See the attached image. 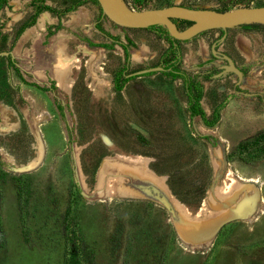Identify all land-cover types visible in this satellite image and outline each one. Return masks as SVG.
<instances>
[{
  "label": "rangeland",
  "instance_id": "1",
  "mask_svg": "<svg viewBox=\"0 0 264 264\" xmlns=\"http://www.w3.org/2000/svg\"><path fill=\"white\" fill-rule=\"evenodd\" d=\"M80 1L6 0L0 9V52L11 51L17 68L0 56V264H64L72 237L92 251L93 264H264V146L235 150L264 131V21L228 28L221 42L211 30L180 46L184 70L208 76L200 101L208 119L225 103L212 129L194 118V132L179 81L156 73L112 89L123 67V75L160 67L168 45L154 31L119 27L85 0L60 17L41 14L21 32L35 8L62 12ZM119 3L133 11L264 7V0ZM173 22L178 31L193 24ZM248 23L259 25L239 27ZM95 26L131 39L127 64L117 45L87 46L112 44ZM215 41L243 73L239 83L210 57ZM52 86L63 121L46 91ZM136 185L160 190L176 212Z\"/></svg>",
  "mask_w": 264,
  "mask_h": 264
},
{
  "label": "water",
  "instance_id": "2",
  "mask_svg": "<svg viewBox=\"0 0 264 264\" xmlns=\"http://www.w3.org/2000/svg\"><path fill=\"white\" fill-rule=\"evenodd\" d=\"M27 1H52V0H27ZM100 10L102 16L107 18L113 24L122 28H143L153 25L161 26L165 29L170 38L185 42L189 41L197 35L211 30H220L223 32L222 37L219 39L221 42L226 33V29L231 28L235 25L249 22L251 20H261L264 21V7L255 8H237L226 12H212V11H199L195 9H185L175 6L160 8V9H146L141 11H133L123 8L121 5L110 2L109 0H94ZM175 19H186L192 20L193 24L186 27L183 30H176L173 20ZM214 44L210 46V52L212 56L218 57L220 60L225 62V65L219 66L221 71L225 73H232L236 76L237 82L242 78L241 72L233 64L232 60L219 52L214 50ZM0 56L9 57L13 59L11 51L0 52ZM163 69L161 67H151L142 70H138L126 75L127 78L139 77L145 74L161 73ZM193 131H196L193 123L191 124ZM28 166H23L14 169L15 171L22 172L28 170ZM216 179L214 180V184ZM136 189H139L147 197L154 194L152 197L160 203L167 211L170 213L176 212V209L172 203L168 200V197L164 195L160 190L151 186L148 190L146 187L141 185H136ZM195 238H199L196 236Z\"/></svg>",
  "mask_w": 264,
  "mask_h": 264
},
{
  "label": "trees",
  "instance_id": "3",
  "mask_svg": "<svg viewBox=\"0 0 264 264\" xmlns=\"http://www.w3.org/2000/svg\"><path fill=\"white\" fill-rule=\"evenodd\" d=\"M90 1L92 4L97 5V3L94 0H87ZM85 0H82L75 4L74 6L70 7L69 9L62 11V12H56L52 10L50 7L47 6H40L33 10V15L31 20L23 25L21 32L25 30L26 28L33 26L35 18L41 13V12H49L51 14H54L56 16H62L65 15L71 11H73L76 7L80 6L84 2H87ZM6 0H0V9L5 4ZM37 3H41L40 1H33ZM132 4L139 8L144 3L148 2V0H131ZM258 23H248L240 25L239 27L244 30H251L254 29L256 26H258ZM98 32L105 35L106 38L110 39L112 41L111 45L107 44H93L89 41H86L87 46L90 48H110L112 45H117L123 53V59L126 63L129 57L128 53V45L131 47H134L133 43L125 36L126 43L120 42L116 37H111L110 35L106 34L103 29L100 26L94 27ZM148 30L154 31L157 33L160 39L164 40L168 47L164 50V52L160 56V67H162L163 71L161 73L162 76L171 79V80H180L182 84V89L184 96L186 98V111L188 113V119L191 123L192 119L195 117H198L200 119L201 124L206 128H213L218 119H219V111L224 107L225 103H220L214 110L212 111L210 115V119L205 117V114L203 110L201 109L199 105V101L202 97V85L199 83L198 80H196V76H189L187 73H185L183 70L180 69V50L178 46V41L172 39L169 37L165 29L161 26L153 25L147 27ZM20 32V33H21ZM201 66V65H200ZM8 67L14 69L17 71V68L15 66V62L13 60L8 59ZM124 68L121 70H118L112 80V89L114 92L121 91L123 85L129 81L132 78H125L123 77ZM204 79L208 78V76L203 77ZM53 88V87H51ZM47 91V89H46ZM205 111V110H204ZM201 138L206 139L208 136L204 135ZM261 146H264V131L258 133L257 135L246 139L244 141L239 142L235 146V150L238 153L244 152L249 146L260 144ZM261 153L260 155H262ZM68 245H70V253L67 256L64 264H93V257H92V251L88 249L86 244L76 238H70L66 241Z\"/></svg>",
  "mask_w": 264,
  "mask_h": 264
},
{
  "label": "flooded vegetation",
  "instance_id": "4",
  "mask_svg": "<svg viewBox=\"0 0 264 264\" xmlns=\"http://www.w3.org/2000/svg\"><path fill=\"white\" fill-rule=\"evenodd\" d=\"M40 2H42V1H40ZM82 5V4H81ZM80 5V6H81ZM79 7V6H78ZM77 8V7H76ZM72 12V11H71ZM43 12H41L40 14H42ZM49 13V12H48ZM70 13V12H69ZM39 14V15H40ZM51 14V13H50ZM38 15V16H39ZM52 15H54V14H52ZM66 15V14H65ZM37 16V17H38ZM43 16H45V14L43 15ZM54 16H56V15H54ZM37 17L35 18V20L37 19ZM56 17H60V16H56ZM34 23H35V21H34ZM174 23V22H173ZM34 25V24H33ZM31 27V26H30ZM29 28V27H28ZM27 29V28H26ZM95 29V28H94ZM96 30V29H95ZM24 31V30H23ZM22 31V32H23ZM97 31V30H96ZM219 31V33L221 34V37H222V35H223V32L222 31H220V30H218ZM98 32V31H97ZM207 32V31H206ZM100 33V32H99ZM100 34H102V33H100ZM201 34H203V33H201ZM201 34H199V35H197L196 37H194V38H192L191 40H189V41H185V42H179L178 41V46H179V50H180V46L182 45V44H186V43H189V42H191V41H193V40H195V39H197V37H199ZM104 35V34H103ZM105 36V35H104ZM225 36H226V33H225ZM220 37V38H221ZM219 38V39H220ZM225 38V37H224ZM108 39V38H107ZM129 39V38H128ZM218 39V40H219ZM108 40H110V39H108ZM124 40H125V38H124ZM130 40V39H129ZM131 41V40H130ZM164 41V40H163ZM132 42V41H131ZM165 42V41H164ZM124 43H126V41H124ZM133 43V42H132ZM212 44H214V50L215 51H217V52H219L220 54H224V53H222V52H220V51H218V45H220V44H218V42L217 41H215V42H212L211 44H210V46L212 45ZM133 45H134V43H133ZM168 45V44H167ZM210 46H209V54H210V57L212 58V59H214V60H219V61H221V62H224V61H222V60H220L218 57H214V56H212V54H211V52H210ZM164 52V51H163ZM224 55H226V54H224ZM226 56H228V55H226ZM180 57H181V50H180ZM229 57V56H228ZM5 58H8V59H10L9 57H5ZM230 58V57H229ZM231 59V58H230ZM10 60H12V59H10ZM129 60H130V57H128V60H127V62L125 63V64H127L128 62H129ZM232 60V59H231ZM205 62H208L209 61V59H205L204 60ZM204 62V63H205ZM233 62V61H232ZM203 63V64H204ZM234 64V63H233ZM222 65H225V62H224V64H222ZM222 65H218L217 66V69H218V71H221V69L219 68V66H222ZM203 65L201 64V66L200 65H197V67H202ZM124 68V70H125V68L126 67H123ZM162 68V67H161ZM180 69L181 70H183L182 69V65H181V59H180ZM238 69V68H237ZM239 71H240V69H238ZM185 73H187L189 76H196V80H198L199 81V83L202 85V81H206L207 80V78L206 79H204L203 77H205V76H207V75H202V76H198V75H196V74H190V73H188V72H186L185 70H183ZM135 72V71H134ZM241 72V71H240ZM162 73V72H161ZM161 73H158V74H161ZM129 74V73H128ZM153 74H156V73H150V74H145V75H141V76H149V75H153ZM241 74H242V77H243V73L241 72ZM127 75V74H126ZM126 75H123V77H125V78H127L126 77ZM140 77V76H139ZM164 77V76H163ZM236 77V76H235ZM130 78H135V77H130ZM166 78V77H165ZM168 79V78H167ZM242 79V78H241ZM131 80V79H130ZM169 80H171V79H169ZM178 80V79H177ZM237 80V79H236ZM171 81H176V80H171ZM178 81H180V80H178ZM128 82V81H127ZM126 82V83H127ZM237 82V81H236ZM125 83V84H126ZM180 84H181V81H180ZM53 87V86H52ZM54 88L55 87H53V88H48L47 89V91H49L50 93H51V95H52V99H53V101H54V105H55V108H56V110H57V112H58V115H59V118L63 121V116H64V114H63V108H62V106H61V104L60 103H58L57 102V98L54 96V94H53V90H54ZM181 88H182V84H181ZM120 92V91H119ZM182 92H183V89H182ZM116 93H118V92H116ZM183 95H184V93H183ZM202 97H203V87H202ZM202 97H201V99H202ZM184 98H185V96H184ZM201 99H200V101H201ZM200 101H199V105H200ZM185 105H186V98H185ZM219 105V104H218ZM217 105V106H218ZM216 106V107H217ZM225 106V105H224ZM200 107H201V105H200ZM215 107V108H216ZM201 109H202V107H201ZM203 110V109H202ZM214 110V109H213ZM212 110V111H213ZM212 111H211V113H212ZM203 112H204V110H203ZM211 113H210V115H211ZM188 114V113H187ZM204 114H205V112H204ZM209 115V116H210ZM205 117H206V115H205ZM196 118V117H195ZM194 119V118H193ZM192 119V120H193ZM218 122V121H217ZM191 124H192V121H191ZM65 125V124H64ZM192 127V126H191ZM65 129H67V128H65Z\"/></svg>",
  "mask_w": 264,
  "mask_h": 264
},
{
  "label": "crops",
  "instance_id": "5",
  "mask_svg": "<svg viewBox=\"0 0 264 264\" xmlns=\"http://www.w3.org/2000/svg\"><path fill=\"white\" fill-rule=\"evenodd\" d=\"M46 13H48V12H43L42 13V15H44V14H46ZM41 15V14H40ZM47 15V14H46ZM52 15V14H51ZM46 21H47V18L45 19ZM46 21H45V23H46ZM37 23V22H36ZM36 23L34 24L35 26H36ZM45 23L43 24V28H44V26H45ZM32 27V26H31ZM43 28L41 29V30H39V31H42L43 30ZM27 29H30V27L29 28H27ZM27 29H25V30H27ZM24 30V31H25ZM127 38H129L127 35H125ZM124 36V37H125ZM106 38V37H105ZM107 39V38H106ZM130 39V38H129ZM131 40V39H130ZM120 41V40H119ZM90 42V41H89ZM120 42H122V43H124V41H120ZM101 44H106V43H101ZM182 66H183V64H182ZM182 69L184 70V68L182 67ZM187 72V71H186ZM176 81H178V80H176ZM180 82V81H179ZM206 115V114H205ZM206 117L208 118V116L206 115ZM219 121V120H218ZM200 124H201V122H200ZM201 128H203V129H205V130H209V129H212V128H206V127H204L202 124H201Z\"/></svg>",
  "mask_w": 264,
  "mask_h": 264
},
{
  "label": "bare ground",
  "instance_id": "6",
  "mask_svg": "<svg viewBox=\"0 0 264 264\" xmlns=\"http://www.w3.org/2000/svg\"><path fill=\"white\" fill-rule=\"evenodd\" d=\"M109 1L112 2V3H115V4H117V5H120L119 0H109ZM27 166H28V168H31V167H32L31 165H27ZM226 192H227V191H226ZM222 193H223V192H222ZM224 193H225V191H224ZM174 205L177 206L179 209L182 208V206L179 207V206H180L179 204L174 203ZM245 210H246V209H245V206H244V210H242V214L245 213ZM236 213H237V212H236ZM239 213H240V212H238V214H239ZM238 214H237V215H238ZM240 214H241V213H240ZM225 216H226V215H223L222 218H225Z\"/></svg>",
  "mask_w": 264,
  "mask_h": 264
}]
</instances>
